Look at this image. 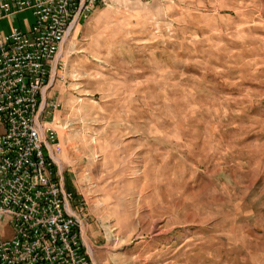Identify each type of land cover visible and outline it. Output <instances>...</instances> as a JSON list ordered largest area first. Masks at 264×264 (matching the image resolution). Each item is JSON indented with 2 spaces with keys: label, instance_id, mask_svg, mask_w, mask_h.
<instances>
[{
  "label": "rangeland",
  "instance_id": "1",
  "mask_svg": "<svg viewBox=\"0 0 264 264\" xmlns=\"http://www.w3.org/2000/svg\"><path fill=\"white\" fill-rule=\"evenodd\" d=\"M100 4L47 121L84 246L92 225L104 264H264V0Z\"/></svg>",
  "mask_w": 264,
  "mask_h": 264
},
{
  "label": "built area",
  "instance_id": "2",
  "mask_svg": "<svg viewBox=\"0 0 264 264\" xmlns=\"http://www.w3.org/2000/svg\"><path fill=\"white\" fill-rule=\"evenodd\" d=\"M101 0H0V19L31 12L27 32L13 28L0 38V264H85L80 259L82 238L58 214L65 200L77 217L55 156L60 145L47 126L60 109L51 89L64 42L76 30V20L90 14ZM45 64L53 73H45ZM35 89H42L40 115L32 114ZM30 120H37L49 156L32 142ZM8 217L9 235L2 222ZM81 225V222H80Z\"/></svg>",
  "mask_w": 264,
  "mask_h": 264
},
{
  "label": "bare ground",
  "instance_id": "3",
  "mask_svg": "<svg viewBox=\"0 0 264 264\" xmlns=\"http://www.w3.org/2000/svg\"><path fill=\"white\" fill-rule=\"evenodd\" d=\"M100 2H104L101 0ZM99 2V3H100ZM60 67H55V79ZM45 73H53V65L45 64ZM40 102H42V89H35L34 102L32 104V114L40 115ZM30 131L32 134V142L42 156H49V150L47 144L44 142L41 130L37 120H30ZM59 164V160H56ZM58 177H51V186H58ZM58 214H62V218L66 223H69L70 230L75 238H82L81 225L78 219H75V214L71 210L70 206H65V200H57ZM80 259H89L85 252L84 245H80ZM85 264H90V260H85Z\"/></svg>",
  "mask_w": 264,
  "mask_h": 264
},
{
  "label": "crops",
  "instance_id": "4",
  "mask_svg": "<svg viewBox=\"0 0 264 264\" xmlns=\"http://www.w3.org/2000/svg\"><path fill=\"white\" fill-rule=\"evenodd\" d=\"M101 5H104V4L97 5L96 7L101 6ZM92 12L90 13V15L92 14ZM24 13L25 12H21V13L0 19V38L8 34L9 32H11L13 28L19 29L20 31L24 33L27 32L32 22L30 20L29 22H27L25 25L22 26L23 21L25 22V19H22L23 18L22 16ZM86 16L87 14L81 15L80 18L76 20V25L79 21L85 19ZM86 239L90 245L88 248L89 250H91V253H92V257H90L87 251L88 249L87 246L86 247L84 246L85 252L88 255V258H90V264H104V234L101 233L97 229V227L88 225L86 229Z\"/></svg>",
  "mask_w": 264,
  "mask_h": 264
}]
</instances>
